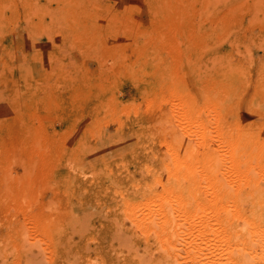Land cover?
I'll return each mask as SVG.
<instances>
[{"label":"rangeland","instance_id":"rangeland-1","mask_svg":"<svg viewBox=\"0 0 264 264\" xmlns=\"http://www.w3.org/2000/svg\"><path fill=\"white\" fill-rule=\"evenodd\" d=\"M0 264H264V0H0Z\"/></svg>","mask_w":264,"mask_h":264},{"label":"bare ground","instance_id":"bare-ground-1","mask_svg":"<svg viewBox=\"0 0 264 264\" xmlns=\"http://www.w3.org/2000/svg\"><path fill=\"white\" fill-rule=\"evenodd\" d=\"M190 132V131H189ZM197 133L200 134L199 131H196ZM196 133V134H197ZM193 134V133H192ZM195 134V135H196ZM193 137V136H192ZM132 216H136V217H139L142 221L144 222H147V223H153L152 221L154 220V217H155V214L152 213L150 210H141V211H138V212H134L132 214ZM200 225H196L195 226V230L197 231L199 229Z\"/></svg>","mask_w":264,"mask_h":264}]
</instances>
